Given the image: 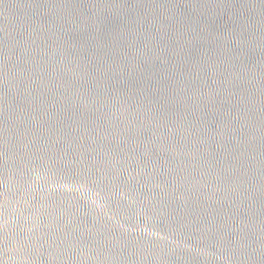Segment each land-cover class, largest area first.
<instances>
[{"label": "water", "instance_id": "95a60500", "mask_svg": "<svg viewBox=\"0 0 264 264\" xmlns=\"http://www.w3.org/2000/svg\"><path fill=\"white\" fill-rule=\"evenodd\" d=\"M0 264H264V0H0Z\"/></svg>", "mask_w": 264, "mask_h": 264}]
</instances>
